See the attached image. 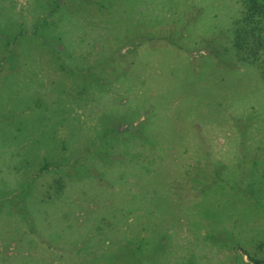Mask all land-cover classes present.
Listing matches in <instances>:
<instances>
[{"label":"rangeland","instance_id":"1","mask_svg":"<svg viewBox=\"0 0 264 264\" xmlns=\"http://www.w3.org/2000/svg\"><path fill=\"white\" fill-rule=\"evenodd\" d=\"M239 12L0 0V264H264V76L232 50Z\"/></svg>","mask_w":264,"mask_h":264},{"label":"trees","instance_id":"2","mask_svg":"<svg viewBox=\"0 0 264 264\" xmlns=\"http://www.w3.org/2000/svg\"><path fill=\"white\" fill-rule=\"evenodd\" d=\"M239 1L240 12L232 29V50L239 55L245 53L247 56L242 58L257 62L264 76V0ZM251 261L262 264L256 259Z\"/></svg>","mask_w":264,"mask_h":264}]
</instances>
